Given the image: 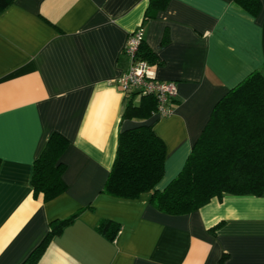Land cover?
Returning a JSON list of instances; mask_svg holds the SVG:
<instances>
[{"label": "crops", "instance_id": "obj_1", "mask_svg": "<svg viewBox=\"0 0 264 264\" xmlns=\"http://www.w3.org/2000/svg\"><path fill=\"white\" fill-rule=\"evenodd\" d=\"M169 0L144 19L149 0H15L0 13V264H23L51 222L75 217L36 264H264V194L212 197L181 215L158 211L150 192L102 191L126 94L116 78L139 29L159 80H174L170 116L155 118L165 143L163 189L182 169L218 99L264 63V0ZM58 132L67 188L34 196L33 162ZM103 220L115 224L109 238Z\"/></svg>", "mask_w": 264, "mask_h": 264}, {"label": "trees", "instance_id": "obj_2", "mask_svg": "<svg viewBox=\"0 0 264 264\" xmlns=\"http://www.w3.org/2000/svg\"><path fill=\"white\" fill-rule=\"evenodd\" d=\"M15 0H0V13ZM169 0H149L144 19L153 18ZM251 13L257 0H237ZM139 58L153 64L155 56L142 43ZM135 94L127 97L123 118L135 120L121 129L113 165L102 191L121 198H136L150 192V202L169 215L188 214L212 197L264 194V63L227 90L215 103L210 117L193 143L182 169L163 188L155 185L164 174L165 143L153 129L155 99ZM68 140L58 132L49 136L33 162V194L49 200L67 188L63 178V152ZM77 213L51 222L50 229L23 264H36L50 238ZM114 237L117 227L103 220L97 227Z\"/></svg>", "mask_w": 264, "mask_h": 264}, {"label": "built area", "instance_id": "obj_3", "mask_svg": "<svg viewBox=\"0 0 264 264\" xmlns=\"http://www.w3.org/2000/svg\"><path fill=\"white\" fill-rule=\"evenodd\" d=\"M139 29L132 32L124 46V52L130 57V64L115 80L117 86L128 97L150 95L155 99L153 115L158 118L173 113V103L177 96V84L174 80H159L152 71V64L139 58L138 51L142 44Z\"/></svg>", "mask_w": 264, "mask_h": 264}, {"label": "rangeland", "instance_id": "obj_4", "mask_svg": "<svg viewBox=\"0 0 264 264\" xmlns=\"http://www.w3.org/2000/svg\"><path fill=\"white\" fill-rule=\"evenodd\" d=\"M134 103H135L136 105H138V104L140 103V97H139L138 95L135 96V98H134Z\"/></svg>", "mask_w": 264, "mask_h": 264}]
</instances>
